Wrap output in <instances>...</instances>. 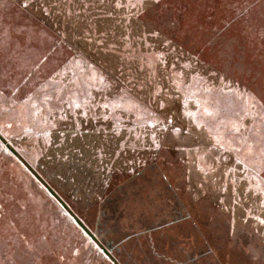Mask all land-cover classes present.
I'll return each instance as SVG.
<instances>
[{"label": "rangeland", "instance_id": "1", "mask_svg": "<svg viewBox=\"0 0 264 264\" xmlns=\"http://www.w3.org/2000/svg\"><path fill=\"white\" fill-rule=\"evenodd\" d=\"M39 2L0 0V133L68 205L94 228L109 182L152 164L206 223L209 241V222L223 216L264 229V0H220L217 12L210 0H163L153 17L170 43L157 54L148 46L136 79L122 77L133 89L79 56L78 39L51 14L44 21ZM67 9L71 23L76 10ZM81 35L91 48L93 29ZM238 40V74L205 69L202 57L237 50ZM90 168L103 184L87 205L63 183ZM158 174L149 182L163 186ZM0 264H115L1 140Z\"/></svg>", "mask_w": 264, "mask_h": 264}, {"label": "flooded vegetation", "instance_id": "2", "mask_svg": "<svg viewBox=\"0 0 264 264\" xmlns=\"http://www.w3.org/2000/svg\"><path fill=\"white\" fill-rule=\"evenodd\" d=\"M51 15L59 17L54 11ZM151 165L119 184L118 192L109 182L108 192L98 202L94 228L70 207L106 245L108 253L101 250L107 257L117 264H264V229H255L253 219L243 215L233 221L222 215L225 218L209 222V231L215 235L209 241L206 223L191 213L161 168ZM158 173L165 179L163 186L149 182ZM68 174L63 185H74L84 202L92 204L96 188L103 184L97 181L100 173L90 168L85 171L87 176L77 177L73 183L69 179L73 171Z\"/></svg>", "mask_w": 264, "mask_h": 264}, {"label": "trees", "instance_id": "3", "mask_svg": "<svg viewBox=\"0 0 264 264\" xmlns=\"http://www.w3.org/2000/svg\"><path fill=\"white\" fill-rule=\"evenodd\" d=\"M31 1L33 2L35 0ZM113 1L114 0H66L65 3H63L64 7L61 9L60 6L63 4L60 5L59 0L56 9H59L57 13L60 20L57 21L56 15L53 16V18L60 27L69 29V34H71V36L75 35L74 39H78V44L74 42L76 46L72 49L77 51L80 50L78 53L79 56L83 50L85 58L90 55L92 59H97L98 66L113 78L116 86H120L118 83L121 85L125 84L124 82L121 83L123 81L122 77L125 79L135 78L133 72L137 73L139 71L141 56L148 53V46L153 45L152 51H155L156 54L158 51H160V53L165 51L164 47L170 43L171 33L166 29V25L164 26L166 23L162 22L159 16H157L156 19L153 17L155 10L160 5L159 3H162L163 0H124V2L115 0L114 3ZM210 1H214L215 3L213 6L215 12L221 9L220 0ZM40 2H42L41 4L44 11L47 12V15L40 14V17L44 21H48L50 20V14L53 12L52 9L55 7L56 0H40ZM40 2L38 4H40ZM41 4L39 8H42ZM68 7H70L73 12L76 10L74 14L71 13V23L70 17L66 15V12H69L67 9ZM118 26L119 28H117ZM84 29H86L87 32L93 29L95 33V38L91 44H89L92 45L91 48L82 47V45L85 46L83 38H81L84 37V35H81ZM112 30L115 32V35L111 38L112 35L110 36L108 33ZM113 31L112 34H114ZM68 39L70 41L69 36ZM240 41L241 40L237 41V50L234 47L226 51L222 47H219V53L216 59L209 55L208 60L202 57L201 62L203 63L204 60L205 69H210V73L222 71L220 75L222 78L224 75H230L232 77L238 74L240 65L235 67L234 64L237 62H234V60L238 61V58H241L239 56L245 53L246 49V47H244V52H241L244 44ZM69 44L71 45V42H69ZM93 47L96 49L93 50ZM93 51H95V53ZM235 55H238V57ZM127 58L133 60V64H131L129 68L124 64ZM227 58H229L228 62H226ZM198 63L201 66L199 61ZM127 86L131 89L137 88L134 83H130ZM124 181H126V179L122 182ZM122 182L118 183V185ZM118 185L114 188L117 192L120 190ZM191 230H196L195 227H193V223L191 224Z\"/></svg>", "mask_w": 264, "mask_h": 264}, {"label": "water", "instance_id": "4", "mask_svg": "<svg viewBox=\"0 0 264 264\" xmlns=\"http://www.w3.org/2000/svg\"><path fill=\"white\" fill-rule=\"evenodd\" d=\"M0 140L7 146V148L15 155L17 156L27 167H29V169L36 175V177L38 179H40L42 181V183L45 185V187L47 188V190L49 191V193L54 196L59 203L61 204V206L67 210L72 217L74 218L75 222L79 225L80 228H82L84 230V232L90 236L91 239H93L94 241H96V243L99 245V247L106 253H108L107 251V247L106 245H104L103 243H101L96 234L92 232V230H90V228L87 227V225L82 221V219L70 208V206L68 205V203L56 192V190L50 186L48 184V182L38 173V171H36V169H34L32 166H30V164L24 159V157L18 152V150L11 144V142H9L6 137H4L2 135V133H0ZM108 245V244H107ZM111 247V245L109 244L108 247ZM114 263L117 264V261L115 259H113Z\"/></svg>", "mask_w": 264, "mask_h": 264}]
</instances>
